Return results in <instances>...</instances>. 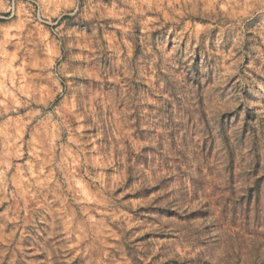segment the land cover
Instances as JSON below:
<instances>
[{
	"label": "clouds",
	"instance_id": "1",
	"mask_svg": "<svg viewBox=\"0 0 264 264\" xmlns=\"http://www.w3.org/2000/svg\"><path fill=\"white\" fill-rule=\"evenodd\" d=\"M0 264H264V0H0Z\"/></svg>",
	"mask_w": 264,
	"mask_h": 264
}]
</instances>
